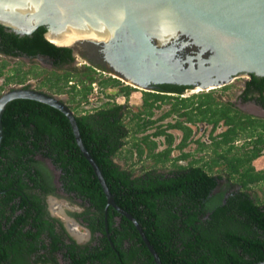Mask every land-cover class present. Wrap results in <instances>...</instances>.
Segmentation results:
<instances>
[{
  "label": "trees",
  "instance_id": "obj_1",
  "mask_svg": "<svg viewBox=\"0 0 264 264\" xmlns=\"http://www.w3.org/2000/svg\"><path fill=\"white\" fill-rule=\"evenodd\" d=\"M44 31L40 25L30 34L19 35L0 24V54L26 58L41 55L51 59L52 65L58 68L69 63L73 58L71 49L49 42L43 36ZM6 65L4 60L0 61L4 84H24L28 76L42 73L35 88L51 94L66 93L67 103L85 100L95 79L88 67L42 68L35 72L33 68L22 69L20 64L5 69ZM71 79L74 82L67 86ZM99 84L112 83L100 80ZM250 85L257 93V101L264 106V76L250 74L246 87ZM122 89L127 95L129 88ZM153 97L150 92L142 95L141 109L128 118V121L135 119L131 126L124 121L126 112L120 111L121 104L104 105L90 113H74L81 142L97 164L115 204L138 222L161 264H254L264 260V202H258L247 191L248 182H264V167L253 172L250 165L264 148V118L227 117V123H234L221 134L220 140L213 141L214 156L210 162L180 165L175 162L176 158L169 156L171 135L164 134L165 128L153 133L163 134L167 144L158 151L149 134L134 136L153 122L150 119L156 100ZM224 113L221 109L218 114ZM167 115L165 111L159 119ZM175 127L184 130V140L189 129L181 124ZM1 128L0 206H8L11 200L12 208L25 206L28 211L24 213L31 218V227L40 231L37 215L42 206L35 192L53 190L50 182H45L46 177L51 178L42 163L46 159L58 170L59 187L93 207L92 212L89 207L82 212L90 230L99 229L104 233L105 197L92 168L77 148L66 117L48 104L15 98L2 111ZM239 130L255 138L250 148L230 152L233 148L230 142ZM129 133L134 136L132 146L136 156L140 158L144 154L152 161L137 174L113 161ZM183 140L178 147L183 145ZM223 146H226L223 151H217ZM166 162L169 167L162 169ZM222 163L224 167L219 168ZM231 184L237 187L229 190ZM114 216L119 218L116 224ZM105 222L111 243H106L109 264H154L127 218L107 206ZM17 224L14 221L11 229L20 237L22 226ZM49 231L52 234L53 229L50 227ZM28 233L31 234L30 230ZM101 239L106 240L104 236Z\"/></svg>",
  "mask_w": 264,
  "mask_h": 264
},
{
  "label": "flooded vegetation",
  "instance_id": "obj_2",
  "mask_svg": "<svg viewBox=\"0 0 264 264\" xmlns=\"http://www.w3.org/2000/svg\"><path fill=\"white\" fill-rule=\"evenodd\" d=\"M184 40L185 39L181 37L176 40L159 42L156 38L149 36L147 42H145L144 40L136 38L130 32L124 31L122 33L109 35L107 39H94L80 42L76 44L74 48H70V53L73 58L69 63L63 64L59 68L51 65L49 68L46 67L45 69L55 68L60 70V68L71 67L75 61L74 55H76L87 61L88 64L86 67H88L92 74L95 73L94 71L100 70L104 75L101 80H108L112 83L107 85H117L121 90H123L122 88H129V91L131 87L139 88L141 90V98L146 92L153 93V98L156 99L153 101V108L158 107L161 102L166 101L169 105L166 110L168 111L167 116L172 115L174 119L166 124L170 126H165L167 128L177 129L181 132L178 142L172 146L173 135L171 133H166V130H164V134L171 135V143L169 145L170 152L172 151V147L179 150V154L174 157L170 156L169 153L171 158H176L175 162L177 163L189 155L188 152H183L182 149L186 145V141L191 132L194 133L197 131L200 134L203 129L208 126V134V132L214 131L218 125L223 126V128L211 136L208 142L203 143L195 140L197 143L196 149L198 150L203 147L213 148V141L220 140L222 137L221 134L234 123H227V117L236 119L238 115H247L250 117L264 118L261 114V110H264V106L257 101L256 91L251 85L248 88L246 87V83L250 79V74L235 73L227 78V76L216 71H207L205 67L206 64H203L202 61L210 55L209 52L204 51L197 53L195 49L183 45ZM37 57L39 56L34 58ZM97 75H100V73L98 72ZM238 78L241 79L240 89L232 99L224 97L218 98L212 94L215 89L225 91L230 83ZM99 81L100 80H98V83ZM73 82V80L68 81L67 86ZM94 84L95 79L91 82V89H93L92 86ZM187 91L188 94H186ZM108 100L109 99L106 98V101ZM91 105V110H82L77 114L90 113L101 106H111L113 104L104 102V104ZM69 109L72 111L70 107ZM125 109V105H122L120 111L126 112ZM221 109L225 112L223 116L218 114ZM159 117L156 119H159ZM243 118L244 117H241V119ZM139 122L141 123V120H139ZM175 124H181L189 129V133L184 140V130L175 127ZM144 132L135 133L134 136L137 134H140V136L146 134ZM244 133V131L239 130L237 135L230 142L233 147V143L237 140V137ZM149 136L151 135L149 134ZM153 136L164 137L163 134ZM254 138L255 136L245 137L244 142L238 149L243 150L250 148L251 141ZM182 140L183 145L178 147ZM166 145L165 141V146L163 148H165ZM226 146H223L221 149ZM156 147V151L163 149H156ZM218 149H220V147ZM184 153L187 155L181 157V154ZM132 154H135L134 147ZM140 157H143V159L145 158L144 154ZM115 158L113 159L114 162H116ZM201 159L200 157L197 160L189 162L194 165H201L211 160H205L198 164L197 162ZM117 164L120 165V163ZM53 169L56 173L52 174V172H50V180L46 177L45 181L50 182V186L53 187V190L47 193L40 192V190H36L37 192H35L42 206L41 209L38 210L37 215V224L40 231L37 232L35 227H31V218L24 213L25 210H27L25 206L12 208V206H10L13 202L12 200L9 201L8 206H0V264H109L110 261L107 256L109 248L106 246V243L109 245H111V243L109 242V234L107 232L106 222L104 221L106 210H104L103 218L104 233L99 229L91 231L89 222L84 220V214H82V212L89 207V203L73 193L64 192L59 187L58 170L54 167ZM236 187V185L231 184L228 189L231 190ZM58 197L73 202L80 207L79 210L74 211L66 207L62 208V211L65 212L64 216L66 215L68 221L58 218L53 213V210L58 207ZM16 202H20L19 199L16 198ZM52 204L53 206L50 208ZM89 209L90 212L93 211V207H89ZM32 211L36 210L32 209ZM87 215L90 217L91 213ZM113 219L115 220V224L119 220L117 216H114ZM6 221H8V223H6ZM14 221H16V224L18 223V226H22L21 232L23 234H21L20 237L11 229V224ZM96 221L97 219H95V225H97ZM73 223L77 226L84 227L85 232L83 233L86 234L84 239L77 238L73 233V227H71ZM50 227L53 229L52 234H50L49 231ZM28 230H30L31 234L28 233ZM57 233L59 234L58 241ZM103 236L107 241L101 239ZM62 244H66L67 246L65 247L64 245L62 247ZM123 244H125V241Z\"/></svg>",
  "mask_w": 264,
  "mask_h": 264
},
{
  "label": "water",
  "instance_id": "obj_3",
  "mask_svg": "<svg viewBox=\"0 0 264 264\" xmlns=\"http://www.w3.org/2000/svg\"><path fill=\"white\" fill-rule=\"evenodd\" d=\"M0 24L7 30L19 35L30 34L37 26H44L43 36L49 42L47 33L53 27L49 17L51 10L57 6L69 9V0H35L38 1V17L29 22L24 21L27 15L23 9L25 0H0ZM115 3L118 22L110 35L130 32L138 39L147 42L152 36L157 41L185 39L183 45L195 49L197 53L208 51L209 56L202 61L209 72L221 73L227 78L235 73L264 76V0H109ZM149 7L156 9L153 18H163L164 9L171 13L172 27L163 39H158L155 33L158 25L151 23L149 17L141 18L139 9ZM142 19V20H141ZM158 23L160 21L158 20ZM153 25V26H152ZM155 28V29H154ZM89 41L78 39L69 44L57 45L74 48L80 42ZM52 43V42H51ZM18 58V57H16ZM26 58V57H21ZM52 65L51 59L45 56ZM28 59V58H27ZM32 59V58H29ZM15 98H26L48 104L59 110L67 119L72 130L74 141L80 153L86 159L96 177L105 197L104 210L111 206L120 215L127 218L135 227L141 240L152 256L154 264H161L159 258L146 239L138 222L125 210L117 206L110 194L102 174L83 146L75 122L74 114L63 100L56 94H51L34 87L16 85L0 93V140L2 135L1 114L6 103ZM264 116V110H261ZM48 161V160H47ZM48 163H50L48 161ZM51 164V163H50ZM105 212V211H104ZM105 221V218H104ZM254 264H264L261 260Z\"/></svg>",
  "mask_w": 264,
  "mask_h": 264
},
{
  "label": "rangeland",
  "instance_id": "obj_4",
  "mask_svg": "<svg viewBox=\"0 0 264 264\" xmlns=\"http://www.w3.org/2000/svg\"><path fill=\"white\" fill-rule=\"evenodd\" d=\"M75 61L72 64L71 68H82L87 66V61L79 56L74 55ZM4 60L7 65L6 68H10L12 66L19 65L21 66L22 69L27 70L29 68H33L35 72H40L42 68H49L51 65L48 63L46 59L42 58H32V59H27V58H21V57H8L0 54V61ZM21 62V63H19ZM95 73L92 74L93 77L95 78V84L92 86L93 89H91L90 93L87 95V98L85 100H82L80 102H70L67 103V94L66 93H61V94H56L59 96L75 113H80L82 110H91L92 105L91 104H101L104 102L108 104H122L125 105V111H126V117L124 118L125 122H128V126H131L135 119H132L131 121H128V118L130 117L132 112H136L137 110L140 109V103H141V90L139 88H133L131 87V90L127 95L123 93V90L120 89L119 86H111V85H106V86H100L98 83V80H101L103 78V74L99 71H94ZM100 73V75H97V73ZM42 73L37 74L36 76H28L27 80L24 82V84H29L31 87L36 86L38 81L41 79ZM73 80V79H71ZM3 77H0V93L7 90L8 88L16 85H23V84H16V83H3ZM240 84H241V79H234L229 87L225 91H220L219 89L213 90L212 94L215 97L221 98H230L232 99L236 92L240 89ZM36 89V88H35ZM45 91V90H44ZM188 94V91L186 92ZM106 98L109 99L106 101ZM168 104L167 102H161L158 107L152 109V117L150 119L154 120L151 124H146L145 127V132L146 134H150V138L154 140L156 143L157 147L156 149H161L165 146V141L163 136H153V133L155 130L165 128L166 133H171L173 135V141H172V146H174L180 136L181 132L177 129H171L167 128L165 125L168 122H171L174 117L172 115H169L163 119H156L159 117L163 112H165L168 109ZM140 123V122H139ZM223 126H219L214 129L212 132H208L207 130L209 129L208 126H206L202 133H198L195 131L194 133H190V136L188 140L186 141V145L182 149L183 152H188L189 155L186 158L181 159L177 163L185 165L187 162L192 161V160H197L200 157L202 158L198 164L205 160L211 159L214 155L212 152V147H203L202 149L198 150L197 148V143L195 140H198V142H203L206 143L208 140L213 136L216 132H218ZM192 130V127H191ZM199 134V135H198ZM136 137H139L140 134L135 135ZM247 133L241 134L240 136L237 137V140L234 141L233 145L234 147L231 149L230 152L235 151L236 149L239 148V146L244 142V138L247 137ZM133 135L129 134L128 137L124 139V145L122 146V149L120 151V154L115 158V161L117 163H120L121 166H124L126 168H131L135 174L139 173L142 169L148 167L152 161L151 159H143V157L138 158L135 154L130 155L129 151H133V146L132 143L134 142ZM197 138V139H195ZM205 142H204V141ZM248 146V145H245ZM221 149V148H220ZM220 149H217L219 151ZM223 151V149H221ZM179 154V150L175 147H172V151L170 152V156H177ZM230 154V153H228ZM42 163L44 166L52 172V174L56 173L54 172L53 166L48 163L46 159H42ZM250 165L253 167V172L261 169L264 167V148L261 149L259 152V155L252 159L250 162ZM169 167V162H166L165 165L163 166L162 169H166ZM219 168H223L224 164H220L218 166ZM248 189L247 191L250 193V195L255 198L258 202H264V182H259L258 180L248 182ZM56 203V202H55ZM53 206L50 205V208ZM57 209L53 210V213L55 216H57L60 219H63L64 221L66 219V215L64 216V213L62 211V208H69L70 210H79L80 207L76 205L73 202H69L64 198H57ZM61 209V210H60ZM61 211V212H59ZM68 221V220H67ZM78 229L83 233L85 232V229L83 226H78Z\"/></svg>",
  "mask_w": 264,
  "mask_h": 264
},
{
  "label": "bare ground",
  "instance_id": "obj_5",
  "mask_svg": "<svg viewBox=\"0 0 264 264\" xmlns=\"http://www.w3.org/2000/svg\"><path fill=\"white\" fill-rule=\"evenodd\" d=\"M69 9L58 7L53 9L50 5L47 6L51 10L49 17L53 20V27L47 33V38L54 44L63 45L78 39H107L118 22L117 8L115 3L109 0H69ZM38 1L25 0L23 2V9H26L27 15L24 16V21H33L38 17ZM0 4L1 1H0ZM156 9L142 6L139 9L141 18L149 17L151 23L157 24L155 33L158 39H163L168 31L171 30L172 23L171 13L164 9L163 18H153ZM141 19V20H142ZM161 22L166 21L164 25ZM154 23H153V22ZM152 25V26H153ZM155 29V28H154ZM57 41V42H56ZM73 233L79 239H84L86 234L82 233L78 226L73 223Z\"/></svg>",
  "mask_w": 264,
  "mask_h": 264
},
{
  "label": "clouds",
  "instance_id": "obj_6",
  "mask_svg": "<svg viewBox=\"0 0 264 264\" xmlns=\"http://www.w3.org/2000/svg\"><path fill=\"white\" fill-rule=\"evenodd\" d=\"M165 23H166V21H163V20H162V21L160 22V25H164Z\"/></svg>",
  "mask_w": 264,
  "mask_h": 264
}]
</instances>
